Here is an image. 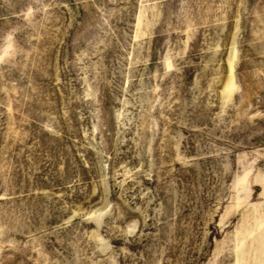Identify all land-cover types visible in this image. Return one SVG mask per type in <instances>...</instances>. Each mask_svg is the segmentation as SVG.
Returning <instances> with one entry per match:
<instances>
[{"label":"rangeland","instance_id":"obj_1","mask_svg":"<svg viewBox=\"0 0 264 264\" xmlns=\"http://www.w3.org/2000/svg\"><path fill=\"white\" fill-rule=\"evenodd\" d=\"M0 264H264V0H0Z\"/></svg>","mask_w":264,"mask_h":264}]
</instances>
